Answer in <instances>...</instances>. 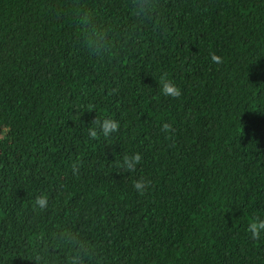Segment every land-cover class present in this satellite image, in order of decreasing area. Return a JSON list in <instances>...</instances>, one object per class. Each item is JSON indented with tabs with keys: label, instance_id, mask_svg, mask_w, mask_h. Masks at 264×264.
<instances>
[{
	"label": "trees",
	"instance_id": "trees-1",
	"mask_svg": "<svg viewBox=\"0 0 264 264\" xmlns=\"http://www.w3.org/2000/svg\"><path fill=\"white\" fill-rule=\"evenodd\" d=\"M148 2L0 0V264H264V0Z\"/></svg>",
	"mask_w": 264,
	"mask_h": 264
},
{
	"label": "clouds",
	"instance_id": "clouds-1",
	"mask_svg": "<svg viewBox=\"0 0 264 264\" xmlns=\"http://www.w3.org/2000/svg\"><path fill=\"white\" fill-rule=\"evenodd\" d=\"M132 11L134 17L143 22L148 19L149 16L154 15L155 8L148 2V0H131ZM81 23L80 27L84 29V32L88 34V40L85 41L86 46L94 47L97 46V41L103 40V30L92 25V18L90 13H84L80 17ZM211 60L215 64L222 63V58L217 56L215 53L211 54ZM160 92L164 96H169L176 98L181 95L179 87H177L168 77L166 73L161 74L159 79ZM91 111V108L88 109ZM93 127L89 128V136L93 139L97 138L101 133L108 137L111 133H114L119 130V121L111 118H94L92 120ZM172 129L170 123H163L161 125V130L165 133H168ZM8 128L4 129V132H8ZM142 160L140 153L136 152L131 155H125L123 157L122 163L117 161V166L123 168L126 172H134L136 166ZM73 171L75 172L78 168V162H73ZM150 181L146 180L143 177L135 179L132 187L140 194L143 195L147 189ZM33 208H39L40 210H46L48 208V201L46 195H38L33 200ZM246 231L251 233L252 238L259 239L261 232L264 231V219L259 217L250 218ZM33 264H39V261L36 257L32 258Z\"/></svg>",
	"mask_w": 264,
	"mask_h": 264
}]
</instances>
